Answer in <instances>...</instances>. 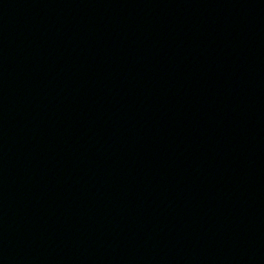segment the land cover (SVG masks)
Returning <instances> with one entry per match:
<instances>
[{
  "label": "water",
  "instance_id": "water-1",
  "mask_svg": "<svg viewBox=\"0 0 264 264\" xmlns=\"http://www.w3.org/2000/svg\"><path fill=\"white\" fill-rule=\"evenodd\" d=\"M0 264H264V0H0Z\"/></svg>",
  "mask_w": 264,
  "mask_h": 264
}]
</instances>
